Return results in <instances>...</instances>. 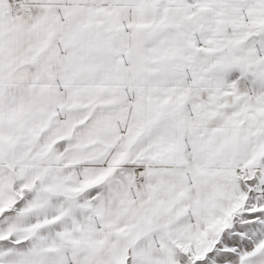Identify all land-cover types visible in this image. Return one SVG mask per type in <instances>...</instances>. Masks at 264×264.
Wrapping results in <instances>:
<instances>
[{
	"label": "snow or ice",
	"instance_id": "6c2138e0",
	"mask_svg": "<svg viewBox=\"0 0 264 264\" xmlns=\"http://www.w3.org/2000/svg\"><path fill=\"white\" fill-rule=\"evenodd\" d=\"M0 264H264V0H0Z\"/></svg>",
	"mask_w": 264,
	"mask_h": 264
}]
</instances>
